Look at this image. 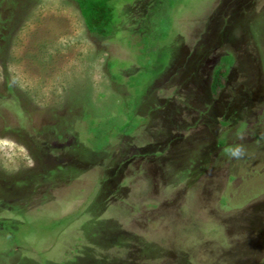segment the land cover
Listing matches in <instances>:
<instances>
[{"label":"rangeland","instance_id":"374dc122","mask_svg":"<svg viewBox=\"0 0 264 264\" xmlns=\"http://www.w3.org/2000/svg\"><path fill=\"white\" fill-rule=\"evenodd\" d=\"M154 1L0 0V264H264V0Z\"/></svg>","mask_w":264,"mask_h":264},{"label":"trees","instance_id":"16d2710c","mask_svg":"<svg viewBox=\"0 0 264 264\" xmlns=\"http://www.w3.org/2000/svg\"><path fill=\"white\" fill-rule=\"evenodd\" d=\"M76 2L78 5V8L80 9V12L82 14V17L84 19V22L86 24V27H87L89 33H91L94 36H99V37H104V38L114 37L120 31L119 30L120 26L124 25V23L126 21V18L123 19L122 16L126 15L128 12H125L121 16V14H122L121 4H123V2H128V0H76ZM164 2H165V0H155L154 3L151 4L149 7V15L153 16L156 8H158V7L161 8L160 6H162L164 4ZM169 2H170L169 7H173L175 5L174 0H169ZM151 20H152V22H154L156 24V23H158L159 18H158V20H155V19H151ZM151 23L144 22L143 25L140 27V30H142V32H144V33L141 35L142 38L140 37L141 40H139V46L141 47L140 49L143 51L142 52L143 56L154 55L155 58H157L158 56H162V53H163L162 48H160L161 45L160 46H158L157 44L154 45L152 43L153 42L152 39H153V37H157V38L161 37L164 40L167 37V30L166 31L165 30H159L158 33H156V35H155L150 30L151 29ZM131 29H133V28H131ZM171 54H170V57H171ZM168 56H169V54H168ZM168 56H167V58H168ZM167 58H166L165 64L164 65L162 64L161 66L158 64L159 61L156 59L155 64L153 63V65H155V66H153V67L157 71L159 70V67H163L162 70H159L160 73H162L163 71H165V68L167 66ZM151 62H152V60L148 61V65L146 64V66L150 67ZM233 62H234V59H233L232 55L228 54V55H223L221 57L220 62L218 63V65L215 67V69L213 71V77H212V81H211V91H212L213 95L218 96L221 93V91L225 88V86L227 84V76L230 72V69H231V66L233 65ZM108 65H109L110 69L114 72V77L117 80L121 81L122 76H120V75H123V74L118 73L117 70L114 71L115 69H113L114 66H113V61L111 59L108 61ZM127 83L130 87L141 86V84H137L138 82H136V79L134 78L133 75L130 76ZM150 90H151V88H147L145 91L143 89H141L139 91L140 95H141V98H140L141 100L139 101V103L141 101H143L146 96L149 95ZM86 119L88 122L89 130L95 131L97 128L96 126H94L95 121L93 119H91V117L89 115L86 116ZM126 125H127L126 128H128V127H130V128L133 127L132 129L135 128V125L130 126V123H127ZM121 128L122 127H120V130L124 131L123 129H125V128H122V129ZM58 137L60 138L61 135L58 134ZM100 147L103 148L104 146H100ZM2 223L5 226V230H7L12 235V237L14 238L13 233H15V231L19 228L20 221L14 222V221L10 220V221H2ZM13 225L16 226L15 229L12 228ZM43 264H46V263H43Z\"/></svg>","mask_w":264,"mask_h":264},{"label":"clouds","instance_id":"9594fccd","mask_svg":"<svg viewBox=\"0 0 264 264\" xmlns=\"http://www.w3.org/2000/svg\"><path fill=\"white\" fill-rule=\"evenodd\" d=\"M232 154H233V155H239L240 152H239V150H237L236 152H233Z\"/></svg>","mask_w":264,"mask_h":264}]
</instances>
